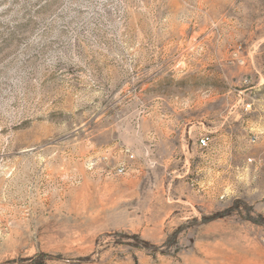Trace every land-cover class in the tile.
Segmentation results:
<instances>
[{
  "label": "rangeland",
  "instance_id": "1",
  "mask_svg": "<svg viewBox=\"0 0 264 264\" xmlns=\"http://www.w3.org/2000/svg\"><path fill=\"white\" fill-rule=\"evenodd\" d=\"M261 34L264 0H0V264H264ZM215 92L200 174L154 136Z\"/></svg>",
  "mask_w": 264,
  "mask_h": 264
},
{
  "label": "crops",
  "instance_id": "2",
  "mask_svg": "<svg viewBox=\"0 0 264 264\" xmlns=\"http://www.w3.org/2000/svg\"><path fill=\"white\" fill-rule=\"evenodd\" d=\"M255 38L264 41V34L256 35ZM240 62H243V59ZM251 63L253 65V62ZM222 98V94L215 92L208 98L201 97L199 106L195 108L191 106L190 111L185 110L182 117L180 112H175V118H172L171 115L159 116L158 119L164 127V131L157 138L154 136L153 145L157 143L173 144L174 148L171 145L161 148L162 150L182 151L181 158L184 162H188L192 166L195 165L200 174L208 167L215 169L223 167L225 146L215 141L225 128L223 108L217 106L218 101H221ZM192 109L196 113H193ZM203 137H207L208 140L204 145H201L199 140ZM190 181L192 193L207 192L209 184L214 183L213 181L209 183L202 178L190 179Z\"/></svg>",
  "mask_w": 264,
  "mask_h": 264
},
{
  "label": "built area",
  "instance_id": "3",
  "mask_svg": "<svg viewBox=\"0 0 264 264\" xmlns=\"http://www.w3.org/2000/svg\"><path fill=\"white\" fill-rule=\"evenodd\" d=\"M246 106L248 107L249 104H247ZM207 140H208L207 137H203V138H201V139L199 140V143H200L201 145H204V144L206 143ZM251 141L254 142V138H252ZM131 157H132V156H131Z\"/></svg>",
  "mask_w": 264,
  "mask_h": 264
}]
</instances>
